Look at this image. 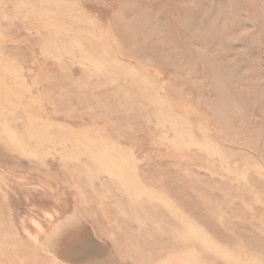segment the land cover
Here are the masks:
<instances>
[{
  "label": "rangeland",
  "instance_id": "1",
  "mask_svg": "<svg viewBox=\"0 0 264 264\" xmlns=\"http://www.w3.org/2000/svg\"><path fill=\"white\" fill-rule=\"evenodd\" d=\"M0 264H264V0H0Z\"/></svg>",
  "mask_w": 264,
  "mask_h": 264
}]
</instances>
